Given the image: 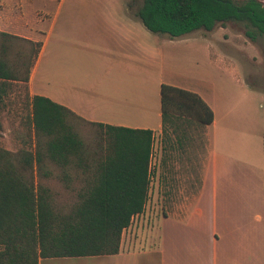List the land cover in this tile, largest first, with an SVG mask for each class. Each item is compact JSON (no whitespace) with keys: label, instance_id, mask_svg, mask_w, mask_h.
Instances as JSON below:
<instances>
[{"label":"trees","instance_id":"16d2710c","mask_svg":"<svg viewBox=\"0 0 264 264\" xmlns=\"http://www.w3.org/2000/svg\"><path fill=\"white\" fill-rule=\"evenodd\" d=\"M127 6L149 32L171 39L228 23L242 25L252 41L264 38L262 0H130ZM41 47L0 31V111L16 104L19 86L28 110L16 135L19 150L0 147V264L117 254L123 231L148 201L153 132L90 122L31 96L29 76ZM160 118L162 153L180 156L204 144L213 112L198 94L161 84Z\"/></svg>","mask_w":264,"mask_h":264},{"label":"crops","instance_id":"0c3cea01","mask_svg":"<svg viewBox=\"0 0 264 264\" xmlns=\"http://www.w3.org/2000/svg\"><path fill=\"white\" fill-rule=\"evenodd\" d=\"M7 1L0 0V31L5 33H8L3 28ZM127 4L124 6L126 14L111 12L105 20L117 23L114 26L123 33L121 44L133 42L132 29L141 34L149 32L142 24L144 32L130 23L131 18H137ZM118 20H128V23H119ZM19 37L37 42L28 36ZM209 55L211 57V53ZM38 57L29 76L31 96L34 95L31 87ZM161 84L165 83H158L159 106L155 114L150 111L148 101L141 103L143 96L137 93L134 69L122 61L106 63L95 77L63 79L61 98H48L90 122L151 130L160 145ZM188 91L198 94L213 112V122L206 129L208 149L201 183L196 180L197 190L191 202L178 205L169 201L160 205L158 210L145 206L123 231L117 254L54 259L63 260L61 264H264L262 97L248 91L246 94H232L229 102L221 104L209 96L207 99L202 92ZM137 110L138 124L132 126L134 120L130 114ZM158 147L161 153V146ZM162 158L160 156V164ZM167 168L155 175L150 169L148 206H153L151 197L182 195L190 189L189 181L181 184L176 174L169 173ZM182 207H185L183 211ZM43 260L39 259L38 264Z\"/></svg>","mask_w":264,"mask_h":264},{"label":"rangeland","instance_id":"374dc122","mask_svg":"<svg viewBox=\"0 0 264 264\" xmlns=\"http://www.w3.org/2000/svg\"><path fill=\"white\" fill-rule=\"evenodd\" d=\"M129 1L8 0L4 10V30L31 37L43 45L31 93L61 98L60 84L63 79L95 77L106 63L122 61L129 64L131 70L134 69L137 93L143 96L141 103L148 101L149 109L154 114L159 106L160 81L202 92L207 99L209 96L221 104L229 102L232 94L253 91L261 95L264 108L262 36L252 41L245 36L242 25L228 23L210 32L196 31L171 39L166 35L147 32L137 19L131 18L130 23L146 32L141 34L132 29L133 42L121 44L123 33L114 26L117 23L105 20L111 12L126 14L124 6ZM141 1L137 0V3ZM118 22L127 24L128 20ZM23 94L20 86L15 88L13 98L16 104L0 111V147L12 152L22 146L16 140V135L23 130L21 120L28 113L22 102ZM137 114L138 110L130 114L134 120L132 126L138 124ZM142 115L140 111V117ZM205 139L203 145L195 146L194 154L187 150L186 154L180 156L176 152L159 153L158 146L161 145H157L154 139L151 174L155 175L158 171L163 173L168 167V172L176 174L181 184L189 181L187 185H190V189L182 195L159 194L151 197L153 206H148L146 202V207H157L158 210L160 205H166L169 201L178 205L191 202L197 190L196 180L200 182L206 160L208 141ZM186 155L190 156V161ZM160 156L163 157L161 164ZM181 209L183 211L185 207ZM62 262L60 259H45L42 264Z\"/></svg>","mask_w":264,"mask_h":264}]
</instances>
